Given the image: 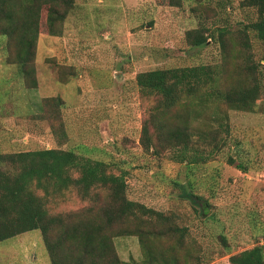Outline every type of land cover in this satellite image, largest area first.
<instances>
[{"label": "rangeland", "instance_id": "obj_1", "mask_svg": "<svg viewBox=\"0 0 264 264\" xmlns=\"http://www.w3.org/2000/svg\"><path fill=\"white\" fill-rule=\"evenodd\" d=\"M165 4L74 0L58 36L48 32L43 7L33 74L28 77L6 59V40L0 35V151L73 149L114 161L129 170L130 199L172 214L187 230L174 251L169 247L176 243L165 236L156 241L158 249L173 254L177 264H230V254L264 243V83L251 111L214 103L202 110L194 101L192 116H161L169 125L188 118L194 140L201 130L216 129L227 137L214 158L193 165L172 161L168 150L159 155L144 151L141 129L156 99L141 91L135 76L155 68L205 63L219 66L221 79L231 85L247 52L255 64L260 61L257 69L264 76V46L253 31L244 29L257 11L242 0ZM199 27H224L225 46L217 35L199 46L188 44L185 32ZM219 108L228 115L227 127H219L216 120ZM230 154L245 162L247 171L228 164ZM173 179L191 185L182 188ZM103 198L101 192L99 200ZM96 205L71 194L55 212ZM113 242L121 260L132 264L131 259H141L136 235L117 236ZM0 264H50L40 231L0 241Z\"/></svg>", "mask_w": 264, "mask_h": 264}, {"label": "trees", "instance_id": "obj_2", "mask_svg": "<svg viewBox=\"0 0 264 264\" xmlns=\"http://www.w3.org/2000/svg\"><path fill=\"white\" fill-rule=\"evenodd\" d=\"M158 1L164 5L167 1L171 3V0ZM242 3L257 11V17L244 29L253 31L264 46V0H242ZM73 4L74 0H0V35L6 40L2 50L10 63L18 65L24 77L33 74L43 7H46L48 32L58 36ZM215 31L194 28L185 32V39L188 44L199 46L217 35L224 47L225 28L218 27ZM252 56V52H247L244 61L237 65V77L231 85L221 79L222 71L215 64L168 66L138 72L137 86L156 99L141 129L140 143L144 151L159 155L168 150L172 161L193 165L214 158L216 151L226 145V136L216 134V129L201 130L194 140L188 118L169 125L161 116L171 113L192 116L194 101L202 110L210 103L254 110L264 76L257 69L260 61L255 64ZM260 60H264V49ZM261 65L264 67V62ZM29 80L32 85L36 83L32 77ZM215 116L219 127H227L226 112L219 108ZM227 162L247 171L248 165L235 155H228ZM128 173V169L114 161L93 158L73 149L0 151V241L37 229L50 264H131L119 258L113 238L136 235L142 256L139 261L131 259L132 264H177L178 258L158 249L155 243L164 236L171 238L176 245L169 248L174 251V246L182 244L187 230L175 223L172 214L130 199ZM172 182L182 188L191 185L189 181L186 185L176 179ZM101 192L105 198L99 200ZM183 192L192 195L186 189ZM71 194L92 203L96 201L97 205L90 208L91 204L74 213L55 212ZM228 261L264 264V243L232 253Z\"/></svg>", "mask_w": 264, "mask_h": 264}]
</instances>
